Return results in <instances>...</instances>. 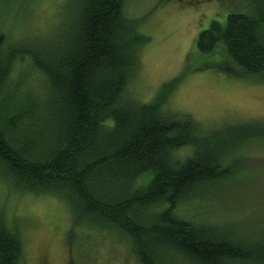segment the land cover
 Returning <instances> with one entry per match:
<instances>
[{
    "label": "trees",
    "instance_id": "1",
    "mask_svg": "<svg viewBox=\"0 0 264 264\" xmlns=\"http://www.w3.org/2000/svg\"><path fill=\"white\" fill-rule=\"evenodd\" d=\"M10 1L0 0V11ZM70 1L69 22L45 42L11 48L0 27V179L56 194L76 223L126 236L140 264L247 258L246 244L183 219L176 207L231 177L227 141L264 138V120L203 133L191 115L165 112L162 94L137 102L125 89L149 40L139 32L142 19L125 15L124 0ZM248 1L250 12L212 20L195 48H221L226 59L211 66L264 82V0ZM17 58L45 76L42 94L10 84ZM184 148L191 152L177 156ZM22 252L18 230L0 213V264H19Z\"/></svg>",
    "mask_w": 264,
    "mask_h": 264
},
{
    "label": "rangeland",
    "instance_id": "2",
    "mask_svg": "<svg viewBox=\"0 0 264 264\" xmlns=\"http://www.w3.org/2000/svg\"><path fill=\"white\" fill-rule=\"evenodd\" d=\"M124 8L127 17L142 19L139 32L149 39L138 49L139 67L125 94L137 102L162 94L165 112L191 115L203 133L264 120V82L211 66L226 59L221 48H195L197 34L212 20L224 24L231 12H250L248 0H124ZM71 11L70 0H12L1 8L0 27L11 48L36 45L58 36ZM202 65L207 66L197 69ZM12 67L10 84L19 83V90L36 95L46 89L45 76L28 59L17 58ZM233 144L227 141L223 150L231 177L205 186L176 210L183 219L246 244L248 257L232 264H264V138ZM190 152L184 148L177 156ZM12 187L0 179V213L22 238L19 264H38L42 253L47 264H140L126 236L76 223L58 195Z\"/></svg>",
    "mask_w": 264,
    "mask_h": 264
},
{
    "label": "flooded vegetation",
    "instance_id": "3",
    "mask_svg": "<svg viewBox=\"0 0 264 264\" xmlns=\"http://www.w3.org/2000/svg\"><path fill=\"white\" fill-rule=\"evenodd\" d=\"M38 264H47V258L45 253H42L41 256L39 255Z\"/></svg>",
    "mask_w": 264,
    "mask_h": 264
}]
</instances>
